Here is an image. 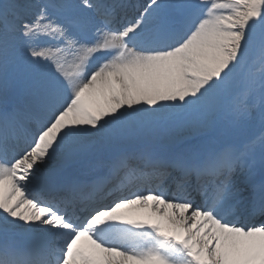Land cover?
Returning <instances> with one entry per match:
<instances>
[{
	"label": "snow or ice",
	"instance_id": "1",
	"mask_svg": "<svg viewBox=\"0 0 264 264\" xmlns=\"http://www.w3.org/2000/svg\"><path fill=\"white\" fill-rule=\"evenodd\" d=\"M0 264H264V0H0Z\"/></svg>",
	"mask_w": 264,
	"mask_h": 264
}]
</instances>
